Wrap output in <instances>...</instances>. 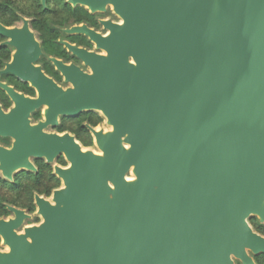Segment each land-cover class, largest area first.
<instances>
[{"label": "water", "instance_id": "1", "mask_svg": "<svg viewBox=\"0 0 264 264\" xmlns=\"http://www.w3.org/2000/svg\"><path fill=\"white\" fill-rule=\"evenodd\" d=\"M65 3L90 14L110 8L119 19L99 20L105 34L62 30L93 43L87 51L62 42L90 74L49 58L73 74L66 89L48 81L32 67L42 51L21 17L0 23V46L13 49L0 75L30 80L32 68L38 97L0 88L14 113L47 106L31 129L84 112L100 113L110 129L87 127L100 154L67 133L44 145L21 132L10 150L0 147L9 180L17 169L36 171L29 156L52 163L62 152L69 163L54 167L61 187L50 199L34 196L39 224L23 226L30 215L8 207L0 264H252L246 250L264 254L247 222L264 218V0Z\"/></svg>", "mask_w": 264, "mask_h": 264}, {"label": "flooded vegetation", "instance_id": "2", "mask_svg": "<svg viewBox=\"0 0 264 264\" xmlns=\"http://www.w3.org/2000/svg\"><path fill=\"white\" fill-rule=\"evenodd\" d=\"M60 3L62 4L65 3V0H51L50 1L51 6H56L57 4H60ZM91 15H93V17L91 19H88L87 22H82L79 24H73V23L65 24V25H70V26H67L66 28H69L74 25H85L88 28L96 32L105 34L106 31L103 30L102 25L99 24V20H107L106 18L111 17L112 14L110 13V11H108L104 15L103 14H91ZM40 18H43L45 20H51V18H48L47 15H42L40 16ZM30 23L31 22L29 20V27H30ZM53 27L58 30L57 31L58 35L56 38L52 40L50 38L51 43L49 42L48 39L44 40V42H47L49 44L48 47H44L42 45L43 41L39 39L38 32L32 30V28L30 27V29L36 34V39L40 43V48L42 51V55L39 57L37 62L32 67L33 68L39 67L41 73L46 77L48 81H53L58 87L62 89H66L68 87H71V85L65 81L72 80L71 77H72L73 72L72 71L70 72L69 70H65V73H66L65 75L62 72V70L58 69L49 60V58H54L57 61L62 62V64L66 67H69L70 65H72L80 69L82 72L90 74L89 68L85 66L72 53H70L67 50V48L62 44V42H66L69 45L75 46L77 48H82L87 51H94L95 47L93 43L84 35L66 34L62 32L63 29H66L64 25H63L64 28L63 27L61 28V26H57V25H53ZM51 34H53V31L51 32ZM4 41L5 39L1 41L0 43ZM48 49H52L53 54H48L46 52V50ZM9 50H10L9 58L7 61H4V60H3L4 62L2 61L3 64L0 70L4 68L5 63L10 62L11 60L13 49L9 47ZM31 69L25 70L26 74L33 76L30 80H28V78L23 80L12 74H4V75H0V83L12 89L16 94L23 95V97L25 98L36 99L38 97V92L28 81H41V79L37 78L36 77L37 72ZM23 70L24 69L22 67L17 68V71L19 72H24ZM14 108H15L14 101L7 95V93L4 90L0 88V147L4 149H8V150L12 148L13 143L16 141L13 135H18L21 132H25V134L27 133L29 142H33V143L42 142L44 143V145H46V142H47V138L45 136L47 137H49L48 135L62 136L64 133H67L68 135L73 137L74 140L81 145V147L86 149V148H89L95 145L94 137L87 127H90L93 130H96L99 128L100 124H102L103 121L105 122V119L98 112H84L75 117H70V118L58 116L56 125L54 126L48 125L42 130H34V129H31L32 126L37 125L39 122L45 121L44 111L47 109V106L43 105L41 107L36 108L35 110L29 112L27 117L24 116L25 113L27 114L25 110L19 111L21 113L23 112V114H20V113L17 114V113L12 112ZM83 118L90 119L91 122L85 120L80 124V120ZM97 118L100 119V121L96 125H92L91 123L94 122ZM27 120H28V125L25 122ZM80 127H82L83 129H81ZM76 134L78 136L80 135L81 139L83 138L87 139L91 143V145L84 147L81 141L77 139ZM28 161L35 168L36 170L35 172L17 169L16 171L11 173L10 175L11 180H9L5 178L0 171V182H7V184L10 187H14V186H17L21 181L25 180L26 182L27 180V182H30L31 184L33 183L34 187L36 186L37 188L38 184L42 183V184L47 185L48 183H51V182L54 183L57 181L59 183L58 187L49 188L51 185L48 186L49 188L48 196L44 194V191H46L48 188L43 190L40 193H38L35 190H31L32 191L31 204L34 207V211H35L34 196L38 195L39 197L48 199L52 195V192L54 190L59 189L61 181L58 178V176L54 173V167L56 166L60 168H65L68 165V163L66 162L64 156L61 153L53 157L52 163H47L45 156H42L40 158H37L35 156H29ZM62 162H64L65 165H62ZM8 207H13L15 209L24 211L27 214L30 213L27 207H19L14 202H11L5 199H0V220L6 221L13 217V213L8 210ZM247 222L254 234L264 238V222H261L259 218L255 215H251L248 218ZM24 223H23V226H25ZM0 241L2 242L1 237H0ZM246 254L251 259L252 264H264V254L253 255L248 250H246ZM233 264H242V263L240 260L233 258Z\"/></svg>", "mask_w": 264, "mask_h": 264}, {"label": "trees", "instance_id": "3", "mask_svg": "<svg viewBox=\"0 0 264 264\" xmlns=\"http://www.w3.org/2000/svg\"><path fill=\"white\" fill-rule=\"evenodd\" d=\"M36 1H37L36 5H32L34 12L26 13L22 11L21 9H18V7L15 6L14 1L0 0V23L6 27H11V26H14L15 23L19 20L18 14L33 17V19L30 20L31 22L30 27L32 28V30L38 32L39 39L43 41L42 45L44 47H48L49 44L47 42H44V40L48 39L50 42L52 39L56 38L58 35V32H57L58 30L55 29L53 25L61 26V28L64 25V27L66 28L67 26H70V25H65V24H69V23L79 24L82 22H87L88 19H91L93 17V15H91L90 13L87 12V10L81 7L72 8L66 3H63V4L60 3V4H57L56 6H51L50 5L51 0H45L44 6H42L39 0H36ZM59 7L61 8L60 12L57 11V8ZM48 14H53V15L59 14V16L61 15L62 17H60L59 19H51V20H45L43 18H40V15H48ZM52 31L54 35L51 34ZM3 40L4 39L0 37V42ZM46 52L48 54H53L52 49H48L46 50ZM9 53H10L9 47L0 46V68L3 62L8 60ZM85 120L91 122L90 119L83 118L80 120V124ZM99 121L100 119L97 118L91 124L96 125ZM80 128L83 129L82 127ZM76 137L78 140L81 141L84 147L91 145V143L88 140L86 141L84 139H81L80 135L79 136L77 135ZM62 165H65V163L62 162ZM21 185L22 186L25 185V180L21 181L17 186H14V187H20ZM58 186H59V183L56 181L49 188L58 187ZM49 188L46 191H44V194L46 196L49 195ZM37 192L40 193L42 191L38 190ZM31 199L32 197L30 195L29 197L30 202L26 205V207L28 208V211L30 213H33L34 207L31 204Z\"/></svg>", "mask_w": 264, "mask_h": 264}, {"label": "rangeland", "instance_id": "4", "mask_svg": "<svg viewBox=\"0 0 264 264\" xmlns=\"http://www.w3.org/2000/svg\"><path fill=\"white\" fill-rule=\"evenodd\" d=\"M12 1H14V4H15V6L18 7V9H21L22 11H24L26 13H33L34 9H33L32 5H36V2H37L36 0H12ZM57 11L60 12L61 8L60 7L57 8ZM108 11H110L112 16L109 18H106V19H110L113 22H118L119 19L117 18V16H115L112 13L110 8H107V11L104 14H106ZM59 14H56V15L48 14L47 17L51 18V19H59L60 17H62L61 15L59 16ZM18 16H19V20L15 23V25L20 24V18L21 17L26 18L28 20L33 19V17L25 16V15H21V14H18ZM40 16H42V15H40ZM35 36H36V34H35ZM99 128H103L104 130L110 129V127L108 125H106V123L104 121L102 122V124H100ZM83 139L87 141V139H85V138H83ZM86 149L94 150V151L98 152L95 145H93L89 148H86ZM128 177L131 178L132 176L129 174ZM25 178H26V176H25ZM52 184H53V182L48 183L47 185L41 183V184H38L37 188H36V186L34 187L33 183L31 184L30 182H27V180H26L25 185H23V186L21 185L20 187H10L7 184V182H0V199H5L8 201L14 202L19 207H26V205L30 202L29 201L30 195L32 197V191L31 190L43 191V190L47 189L48 186H50ZM60 187H61V184H60ZM50 197L48 199H50ZM29 214H30V219L24 223L25 226L37 225L41 222L40 217H38L36 215V207H35V211L33 213H29ZM0 251H7V247L2 245L1 241H0Z\"/></svg>", "mask_w": 264, "mask_h": 264}, {"label": "bare ground", "instance_id": "5", "mask_svg": "<svg viewBox=\"0 0 264 264\" xmlns=\"http://www.w3.org/2000/svg\"><path fill=\"white\" fill-rule=\"evenodd\" d=\"M103 131L104 133L106 132V131H108V130H104L103 128H98V129H96L95 131L96 132H98V131ZM59 137H61V136H59ZM60 151H62L61 149H59ZM86 150H89V149H85V148H83L82 147V151H86ZM92 151H94V150H92ZM95 153H98V154H100L99 152H96V151H94ZM61 154L63 155V153L61 152ZM64 156V155H63ZM67 166H69V163H68V165ZM255 216H257V214L255 215ZM13 218V217H12ZM11 218V219H12ZM8 220H6V221H4V222H7ZM263 222H264V218H263Z\"/></svg>", "mask_w": 264, "mask_h": 264}]
</instances>
